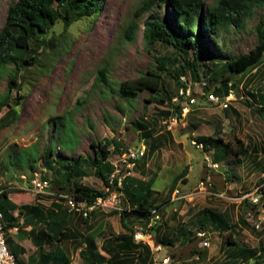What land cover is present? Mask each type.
<instances>
[{
	"label": "rangeland",
	"instance_id": "1",
	"mask_svg": "<svg viewBox=\"0 0 264 264\" xmlns=\"http://www.w3.org/2000/svg\"><path fill=\"white\" fill-rule=\"evenodd\" d=\"M15 1L0 0V29L4 25L8 7ZM146 1L107 0L96 19L81 20L67 32H63L61 25L54 28L58 42L53 43V48L43 47L38 63L24 71L22 80L24 99L22 104L16 107L17 120L11 127L0 131V184H28V182L43 184L45 181L47 184H53L50 173L43 167L42 159L43 154L49 149L55 151L51 155L52 160L59 158L67 163L75 160L79 155L86 159L92 158L96 156L95 149L99 157L100 149L93 148L91 144L100 142L101 147L105 144L109 145L107 159L115 164L122 149H132L142 144L147 147L146 143L152 135L166 133L169 130L166 125L168 123L169 127L172 126L170 132L172 131L174 140H165L161 147L166 151L163 157L166 166L158 173L153 189L165 192L173 179L177 175L181 176L185 167H189L188 173L179 179L178 188L183 189L184 192H190L193 188L196 191L186 196L182 195L185 194L184 192H180L177 198L181 199L169 206L174 207L168 210L170 216L174 213V217L168 221L169 227L174 229L177 223L184 221L186 226L182 230L186 231L185 235L188 236L184 245L179 246V243L175 242L176 247L172 248L173 244L169 245L168 248L162 249V254L172 253L175 258L174 264L224 263L228 258H225L226 254L220 251V247L226 241V233H222L216 225H209L210 228L206 230L204 237L209 245L205 249L200 245L203 238L198 240L195 235L197 230L190 225V222L194 223L197 220L200 209H208L209 211L204 213L208 219L210 213L214 212L224 213L230 218V224H234L239 231L238 246L257 250L255 257L246 261L238 259L237 264H257L256 260H260L258 254H263L264 251V218L259 213L260 205L252 207V201L259 200L258 197L256 198L257 193L254 189L257 187V182L264 178V175L262 176L264 116L256 112V106L260 105L258 101L262 100L255 96L261 91H253L255 95L249 97L248 94L252 91L248 89V86L254 85L252 83L254 80L249 81L244 88L246 77L236 82L234 81L236 77H234L232 84L237 85L238 83L235 98H242L237 101L238 104L231 102L233 108L235 107L237 117H222L225 112L216 110L210 122L211 127L207 128L211 131L212 127L219 122V128H221L219 136L223 138L221 139L223 143L231 141L232 147H236L234 139L226 137L230 134L244 144H248L250 156L255 155L257 161L260 159L261 162L252 169L249 168L254 165V162L250 167H248L250 162H244L248 164L246 166L242 161L237 163L236 159H241V157L230 153V149L221 142L211 149L213 150L212 155L206 153L203 145H200L193 137L201 132L192 130L190 120H187L189 125L185 129L182 128V124L186 122V119L177 122L166 121L167 119L160 112L170 111L171 107L175 106L174 99L179 91L168 75L163 76L166 94L160 92L156 97L149 91H142L128 98L121 97L118 93L119 85L146 74L148 70L155 71L156 58L170 56L168 68L185 65L184 58L172 48L157 46L158 52L156 53L145 49L142 39L143 22L154 18L162 20L165 17L164 8L158 6L137 16L139 7ZM213 1L209 0V2ZM261 16H264V5L253 10L244 31L237 32L232 28L227 32H222L217 38L211 36L206 38L212 54L220 56L218 61L223 63L226 59L236 57L240 53H247L254 47L256 43L254 26ZM89 23L90 27H87ZM131 23L137 24L138 29L133 41L130 42L124 40L123 35ZM171 23L177 27L172 19ZM178 28L176 29L184 36L185 33ZM211 40H214L218 46H212ZM201 64L200 76L204 70L207 77L212 78L213 72L221 68V64L217 61L210 63L204 60ZM104 69L106 70V85L101 83L99 77V72ZM7 74L8 72L0 77V97L3 96L7 86ZM181 80L188 83L187 85H190L196 92L199 90L200 85L189 75L181 77ZM210 85L209 90H212L213 82ZM16 95L15 91L11 94L12 98ZM167 95L173 98L170 106L167 105ZM159 98L164 102H159ZM246 99L251 101L250 107L244 103ZM10 107H15V103H10ZM7 108L1 111L0 117L4 115ZM170 112L173 113V108ZM224 118H226L225 122ZM50 119L52 120L49 122ZM153 120L156 124L151 127L148 121ZM204 130L206 133V129ZM254 143L258 144L256 148H261L258 153L251 152ZM8 153L14 154L11 160L13 167L5 168L8 163ZM33 154L36 156L32 157ZM216 155L220 158V162L214 164L212 158ZM32 159H34L33 162H31ZM137 170H134L133 177H138ZM251 170L253 171L252 176V172L247 174ZM199 182L203 184V187L205 186L206 192L220 195L224 193L225 197L221 199L215 196L196 197ZM84 184L94 190L105 191L101 181L92 173L84 179ZM210 184H216L222 189L225 184L229 188L226 191H219V189L217 191L209 187ZM108 200L105 201L104 206L98 207L95 211L101 210L108 213L112 210L114 205L107 203ZM168 205L164 207V219L166 218L165 208H168ZM188 215H191L190 219ZM113 219L117 223L116 229H122L118 218ZM240 219L246 221L249 226L243 227ZM193 234L195 237L192 236ZM193 249L194 252L201 250V254L202 251L205 254L198 255L193 252L194 255H192ZM154 253L158 254L155 256L157 263L159 257L162 256L158 250ZM262 259L259 264H264V258ZM79 264L85 263L79 261Z\"/></svg>",
	"mask_w": 264,
	"mask_h": 264
},
{
	"label": "trees",
	"instance_id": "2",
	"mask_svg": "<svg viewBox=\"0 0 264 264\" xmlns=\"http://www.w3.org/2000/svg\"><path fill=\"white\" fill-rule=\"evenodd\" d=\"M105 1L107 0H16L8 7L4 25L0 29V77L8 72L6 78L7 86L3 96L0 97V113L4 108H8L4 115L0 117V131L11 127L17 120L18 112L16 107L21 105L24 99V95L22 94L24 71L28 67L38 63V58L42 55L41 49L43 47L53 48V43L58 42V39L55 38L54 28L61 25L63 32H67L68 29L81 20L96 19L101 13ZM263 5L264 0H214L213 2H209V0H147L139 7L137 16L151 10L154 6H158L164 8L163 14L165 17L162 20L154 18L143 22L142 39L145 49L148 52L156 53L158 52L156 50L157 46L172 48L184 58L185 65L168 68L170 56L165 55L156 58L155 71L148 70L146 74L134 80L121 83L118 88L119 95L128 98V96L137 95V92L149 91L158 97L160 92L167 93L163 81L164 74L171 77L179 89L186 87L181 77L189 75L200 85L204 92V96L197 93L194 94V97H201L200 99H204L210 105L216 106L207 101V96L213 94L220 100H224L230 88L236 89L235 85L230 83L234 80V77H242L253 70L260 69L258 75H252L251 77L255 79L259 77L264 80V16H261L254 26L256 43L247 53H240L238 56L228 58L222 63V61H218L220 60V56L218 54H212L211 49L208 47V42L206 43V38L209 36L217 38L222 32H227L232 28L237 32L244 31L247 20L252 15L253 10L255 8H261ZM171 19L176 23L177 27L172 25ZM87 27H90V23ZM137 27V24L131 23L123 35L124 40L133 41L138 29ZM178 27L185 33L184 36L176 29ZM210 43L214 47L218 46L214 40H211ZM204 60L210 63L217 61L221 64L220 70L213 72L214 76L212 78L207 77L204 70L201 74L202 78L199 74V68L202 65L201 62ZM105 73V69L99 72L100 81L104 85H106ZM252 78H250V81ZM260 79L259 81H262ZM212 82L214 86L212 90H209ZM228 84H231V86L229 87ZM13 91L17 93L15 98L11 96ZM249 95L253 96L252 94ZM166 97H168L167 105H172L173 98L168 95ZM158 101L161 103L164 102L161 98ZM10 103H15V107H10ZM244 103L248 107L251 106V101L248 99ZM172 108L173 113L171 114L170 111ZM180 110L181 106L175 104V106L171 107L170 111L160 112V114L165 119H169L172 116L179 117ZM256 112L260 116H264V106L256 107ZM51 120L48 121L50 122ZM155 124V120L152 122L148 121V125L151 127ZM218 133L219 130L212 137L196 138L197 142L203 145L205 152H208L221 142L233 154L243 157V160L246 159L245 156L248 150L241 140L235 137L236 147H232L231 142L223 143L221 138L218 137ZM162 140L164 141L163 138ZM91 145L93 148L97 147L100 149L99 157L97 155V149H95L96 156L86 159L79 155L75 160L67 162L66 166H62V162L52 160L50 155L55 153V151L51 148L52 150L49 149L42 156L43 166L49 173H52L51 180L53 184H65V186L57 185L59 190L58 192H54L57 196L65 194L77 200L94 202L97 198L107 199L109 191L110 193L115 192L118 195L120 200L118 210L112 211L113 213L118 212L120 215L121 227L126 234L104 241L102 247L108 248L107 251L112 255V264L115 261L123 264L119 258L122 257L124 250L129 249L128 245L136 247L133 245L134 227L136 225H142L145 228L151 218L150 213L159 205H154V192L150 186L152 183L151 179L144 182L132 177H126L122 179L120 187H117V180H114L113 185L109 186L108 177L114 171L113 164H110L107 160L109 156L107 147L109 145L105 144L104 147H101L100 142L96 144L92 143ZM122 152L123 149L120 154ZM13 157V153L7 154L8 163L5 168L7 166L13 167L11 161ZM212 162L217 164L220 162V158L216 155L212 158ZM53 163H56L58 167L60 166L65 171L59 172V169L52 166ZM88 172L100 180L108 191L101 193L100 191L87 190L86 188L77 186L70 191L66 190L67 185L71 184L70 179L74 178L72 184H79L81 179L88 176ZM185 173L186 171L182 175H185ZM176 180L173 184L174 187L178 181ZM263 183L264 178H261L257 182V186ZM132 184H138V187L135 193H128L127 188ZM31 185L33 187V184ZM124 190L126 195L129 196V204H124L123 198L121 197V193ZM12 191L15 193L18 192L17 190H9L7 188L0 189V214L3 218L9 219L10 210L16 207L12 200L8 198V195ZM261 194L264 195V186L262 187ZM55 199L65 202V199L62 198L56 197ZM252 205L253 208L256 206L254 204ZM93 211L88 212V215ZM203 215L202 218H204L195 224L197 230H203L207 225L208 228H210L209 225H216L222 233H226L227 235L226 241L221 244L220 251L225 253L228 259L222 264H237L238 262L235 260L236 255L242 257L244 261L255 257L257 253L255 248L250 249L249 247L238 246L239 231H237V227L234 224H230V218L226 214L210 213L209 219L207 215ZM130 219L136 220V222ZM240 222L243 227L249 226L243 219H240ZM1 225L4 232L10 227L9 224H6V226ZM157 227V225H154L150 228H145L144 232L145 234L146 232H151L153 239L157 240V236L154 234ZM89 245L93 250V246L90 243ZM200 251H195L194 254L200 255ZM191 254L194 255L193 253ZM92 255L94 258V254ZM258 257H260V260H256L257 264L263 260L264 251L263 254L259 253ZM86 259L88 260H85V262H89L90 258L88 256H86Z\"/></svg>",
	"mask_w": 264,
	"mask_h": 264
},
{
	"label": "crops",
	"instance_id": "3",
	"mask_svg": "<svg viewBox=\"0 0 264 264\" xmlns=\"http://www.w3.org/2000/svg\"><path fill=\"white\" fill-rule=\"evenodd\" d=\"M258 72H260V69L253 70L249 72L246 75H243L242 77L237 76L235 78V82L237 80H241L243 77H246L244 80V88L247 85L246 83L250 81V78H252V75H258ZM247 79V80H246ZM258 79L252 78V83L254 85H249L248 89L252 91V95H255V92H260V94H256V98L259 97L262 101L259 102V106H264V80L260 79L262 81H259ZM232 84V82H230ZM231 84H228L230 87ZM238 85V83H237ZM235 85V88L236 86ZM247 89V90H248ZM235 91L230 88L228 95L224 98H227L229 95H232V100L229 102L228 107L232 109H225L222 110L218 106H212L209 103H207L204 99H200L201 97H194L196 100V103L193 105H189L188 100L181 98L175 101L174 103L179 104L180 101H182L179 106H181V113L180 116H177V121H183L186 119V122L182 124V128L185 129L190 124L192 126V130L197 131L199 130L201 134H198L197 136H193L195 138L200 137H212L214 133L219 130V133H221V128H219V122L215 126L212 127V130L210 131V122L212 121V118L215 116V111L220 110L221 112H225V114L222 116H235L237 117L236 110L233 108L231 102H236L242 99L239 97L238 99L235 98ZM249 91V90H248ZM255 91V92H253ZM250 97V95L248 94ZM222 97V96H221ZM220 97V98H221ZM222 99V98H221ZM256 104V101H255ZM255 106V105H254ZM256 106V107H259ZM172 118V117H170ZM168 120V119H167ZM166 120V121H167ZM187 120H190L189 124L187 123ZM228 120V119H227ZM226 121V118L223 120ZM221 122V123H224ZM206 129V133L205 130ZM171 128L167 130L166 133H157V135H152L150 137V140L144 145L147 149L145 152V156L142 159H139L137 161V176L133 177L136 180L147 182L151 179V190L154 192V205L159 204H166L168 205V208H165V214L166 218L163 222L158 223L157 230L154 234L157 236V240L153 239V236L151 232H146L144 241L141 242H135L133 241V245L136 247L128 245V250H124L122 253V257L119 258V260L122 261L123 264H160V261L168 256L170 258V262L168 264H174L175 258L173 254H162L163 248H168L169 245L173 244V247H176V243H179V246L184 245L187 241V236L185 235L184 230H182L183 227H185L186 222L181 221L177 223L176 227L170 228L168 221L171 220L174 217V213L171 214L168 213V210H171L172 203L177 202L180 200L175 196V193L178 192L177 196L180 194V192H184L183 189L178 188L177 184L179 182V179H181V176H176L173 179V182L169 184L166 187L165 192H159L157 190L153 189V183L155 179H157V175L159 172L163 171V168L166 166V163L163 162V157L166 154V151L164 148H161L164 144L165 140H174L172 131L170 132ZM169 131V132H168ZM221 139H223L221 136H219ZM162 137V138H158ZM188 137V136H187ZM229 139H234L235 136L228 135L226 136ZM228 139V140H229ZM197 140V139H196ZM146 142V141H145ZM231 142V141H228ZM225 142V143H228ZM191 143H194V141H191ZM119 145V144H118ZM201 145V144H200ZM254 146L251 149V152L258 153L261 148H256L258 144H253ZM120 146V145H119ZM246 146L247 150L249 149L248 144H244ZM213 150H209L206 153H211ZM230 153H232L230 151ZM233 154V153H232ZM247 153V157L244 158L241 157V159H236L237 163H240V161L243 162V164L246 166L248 164L244 162H250L248 167H250L251 163L254 162V165H252L249 169H252V167H257L261 162L260 159H256V156ZM35 154H33L32 157H34ZM235 155V154H234ZM51 156V155H50ZM55 157V155L53 156ZM119 157V156H118ZM162 159V160H161ZM56 161H60L63 163L62 166H66V162L63 160L55 159ZM110 164L114 163L110 162L109 159H107ZM116 163V162H115ZM52 166L59 169V172L65 171L56 163H53ZM51 166V167H52ZM44 167V166H43ZM42 167V168H43ZM52 167L53 169H55ZM205 168V167H204ZM262 176L264 175V165H262ZM45 169V168H44ZM244 169V168H243ZM258 169V168H257ZM189 167H185L186 174L188 173ZM251 173V176L253 174V171H248L247 174ZM90 173V172H88ZM134 174V172H133ZM132 174V175H133ZM52 177V173L50 172V179ZM88 177V176H87ZM178 177V178H177ZM86 178V177H85ZM81 179L79 181V184H72L74 181V178L70 179L71 184L67 185V191L72 190L75 186L86 188L87 190H94L93 188L87 186V184H84V179ZM178 181H177V180ZM177 181L175 184V187L173 186L174 181ZM47 182V181H45ZM199 184H201L199 182ZM198 189H203V191L198 192V194L195 193L196 197H209V196H215V197H225V195L220 194H212L210 192H206L207 189L204 187ZM57 185L65 186V184H49L48 190H45L43 193H34L33 187L31 184H0V189L7 188L9 190H17L18 192H11L8 195V198L12 200V202L15 204L16 207L12 208L9 212V219L3 218L4 220H1L0 224H3V226L6 224H9V229L5 232L7 243L12 251V253L15 255L17 264H79V261L85 263V264H112L111 254L107 251L108 248H103V243L106 240H109L113 237L122 236L125 235L124 229H116L117 223H115V220L113 218H118L119 224L120 223V215L118 212L113 213L112 209L108 213L98 210L92 212L91 214H82V213H68L67 208L65 206V203L60 200H56L54 197V193L52 192H58L59 188ZM103 186V184H101ZM138 187V184H132L129 188H127L129 191L128 193H135L136 189ZM209 187H211L213 190L219 189V191H226L229 186H225L223 184V189L216 184H210ZM241 187V186H240ZM105 191L101 193H105L106 189L103 186L102 187ZM174 188V189H172ZM193 188L190 192H184L185 194L182 195H191L196 189ZM32 190V191H30ZM180 190V191H179ZM35 191V190H34ZM98 191L99 190H95ZM218 191V190H217ZM125 192V190H124ZM121 193V197L123 198L124 204H129L128 198L129 196L126 195V192ZM192 192V193H191ZM163 194V195H162ZM182 196V197H185ZM195 198V197H194ZM212 198V197H211ZM232 198V197H230ZM200 201V200H199ZM175 205V204H174ZM177 205V204H176ZM175 205V206H176ZM209 211L208 209H200L198 211V218L197 220L192 223L190 222V225L196 229L195 224L200 221L202 218V215ZM212 211V210H211ZM214 212V211H213ZM168 213V214H167ZM217 213V212H216ZM2 216V215H1ZM191 215H188V218ZM201 217V218H200ZM190 219V218H189ZM132 221L133 219H130ZM171 222V221H170ZM207 224V223H206ZM208 225L203 230H197L196 234L199 232H203L206 234V230H208ZM117 231L115 233V231ZM195 234V235H196ZM193 234L192 236L195 237ZM93 246V250L90 247ZM158 243V244H157ZM156 248H159V251H161L159 254L162 257H159V260L155 261V256L158 254H155ZM206 249V248H205ZM155 250V251H154ZM165 251V250H163ZM194 252V249L191 251V253ZM94 254V258L93 255ZM205 254L204 251H202L203 255ZM92 255V256H91ZM86 256H88L89 262H85ZM204 257V256H203ZM97 258V259H96ZM225 258H227L225 256ZM198 259V256H197ZM242 261V257L235 256V260ZM118 260V261H119ZM91 262V263H90ZM113 264H119L117 261H115Z\"/></svg>",
	"mask_w": 264,
	"mask_h": 264
},
{
	"label": "built area",
	"instance_id": "4",
	"mask_svg": "<svg viewBox=\"0 0 264 264\" xmlns=\"http://www.w3.org/2000/svg\"><path fill=\"white\" fill-rule=\"evenodd\" d=\"M204 85V84H203ZM200 93L201 96H204V92L201 89V87H199V91H195L190 85H186L185 88H181L179 89L178 92V97L175 99H187L189 105H193L196 103V100L194 98V94ZM232 100V95H229L227 98H225L224 100H220L218 97H216L213 94H210L207 96V101L220 107L221 109L225 110L228 107V103ZM171 122L176 121L175 120H170ZM144 146H140L139 148H132V149H127L124 153H122L118 160L116 161V163L114 164V171L111 175H109L108 177V185L112 186L114 180H117V187L121 186V182L122 179L126 178V177H131L134 168L136 167V161L140 158H142L144 156ZM108 186V187H109ZM264 186V184H261L259 186H257L254 189V192L257 193L256 194V198L258 197V199L253 200L252 204L254 205H260V215L262 218H264V195L261 194V190L262 187ZM49 184H47V182H43V184H33V192L34 193H43L45 192V190H48L49 188ZM203 184H199V188H202ZM30 190V191H32ZM35 190V191H34ZM202 189H199V191H201ZM106 191H108V189H106ZM54 196L58 197V198H62L65 199V205L67 208V212L68 213H82V214H88V212H91L95 209H97L100 206H104L105 205V201H107V203L109 204H113L114 208L118 210V205H119V197L115 192L110 193L109 191V196L107 199L103 200L101 198H97L94 202H86V201H82V200H77L72 196L69 195H65V194H61V195H55ZM177 196V192L175 194ZM261 198V200H260ZM259 202V203H258ZM258 203V204H257ZM164 214V205L163 206H159L157 208H155L151 213H150V220L149 223L147 224V226L145 228H150L154 225H157L159 222H161L164 218L163 216ZM2 219V216L0 214V220ZM145 228L142 225H136L134 227V234H133V240L135 242H141L144 241L145 239ZM198 237L202 238L204 236L203 233H199L197 234ZM201 247L205 248L208 247V242L207 240H203L201 241ZM159 250V248H156V251ZM170 262L169 258H163L161 260V264H168ZM0 264H17L16 258L15 256L10 252L7 242H6V236L4 234V231L2 229V225L0 224Z\"/></svg>",
	"mask_w": 264,
	"mask_h": 264
},
{
	"label": "clouds",
	"instance_id": "5",
	"mask_svg": "<svg viewBox=\"0 0 264 264\" xmlns=\"http://www.w3.org/2000/svg\"><path fill=\"white\" fill-rule=\"evenodd\" d=\"M187 84H188V83L185 82V86H186ZM180 89H181V88H180ZM178 92H179V91H178ZM228 104H229V103H228ZM222 110H223V109H222ZM175 118H176V122H177V119H178L177 117L169 118L167 121H170L171 119H175ZM166 125H167V128H168V129H170V128L172 127V126L169 127V124H168V123H166ZM175 125H176V124H175ZM141 146H144V145L142 144ZM136 148H139V146L136 147ZM144 149H145V152H146V147H145V146H144ZM126 150H127V149H126ZM126 150H123L122 153H124ZM145 152H144V155H145ZM120 155H121V154H120ZM118 158H119V157H118ZM140 159H141V158H140ZM138 160H139V159H138ZM138 160H137V161H138ZM137 161H136V166H137ZM135 169H136V167L134 168V170H135ZM134 170H133V172H134ZM132 174H133V173H132ZM132 176H133V175H132ZM132 176H131V177H132ZM198 192H200L199 189H198ZM198 192H196V194H198ZM52 193H54V192H52ZM54 194H55V193H54ZM175 194H176V193H175ZM177 194H178V192H177ZM175 196H176V195H175ZM54 197H55V196H54ZM176 197H177V196H176ZM64 203H65V202H64ZM163 205H164V207L166 206V204H159V206H163ZM65 206H66V205H65ZM159 206H158V207H159ZM164 220H165V219L163 218V220H162L161 222H163ZM157 225H158V224H157ZM199 233H203V232H199ZM199 233H198V234H199ZM4 234H5V232H4ZM203 234H204V236H203L202 238H203V240H205V239H204V237H205V233H203ZM196 235H197V234H196ZM5 236H6V234H5ZM197 239L200 240L201 238L198 237V235H197ZM203 240H202V241H203ZM6 242H7V238H6ZM7 245H8V243H7ZM8 248H9V247H8ZM9 250H10V249H9ZM10 252H11V251H10ZM11 253H12V252H11ZM12 254H13V253H12ZM13 255H14V254H13ZM14 256H15V255H14ZM15 258H16V257H15ZM165 258H166V257H165ZM167 258H168V257H167ZM169 259H170V258H169ZM16 261H17V260H16ZM160 262H161V261H160Z\"/></svg>",
	"mask_w": 264,
	"mask_h": 264
}]
</instances>
